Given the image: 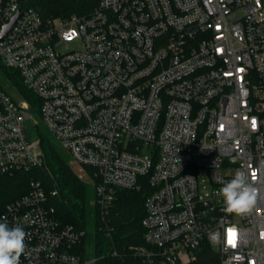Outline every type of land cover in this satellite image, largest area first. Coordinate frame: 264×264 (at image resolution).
<instances>
[{
    "label": "built area",
    "instance_id": "1",
    "mask_svg": "<svg viewBox=\"0 0 264 264\" xmlns=\"http://www.w3.org/2000/svg\"><path fill=\"white\" fill-rule=\"evenodd\" d=\"M0 63L38 97L37 112L0 76V176L42 163L33 118L102 219L117 189L147 183L138 264H188L205 245L215 264H264V0H98L50 18L0 0ZM238 171L260 191L243 216L215 195ZM0 222L27 233L20 264L95 260L90 227L63 223L38 181Z\"/></svg>",
    "mask_w": 264,
    "mask_h": 264
},
{
    "label": "trees",
    "instance_id": "2",
    "mask_svg": "<svg viewBox=\"0 0 264 264\" xmlns=\"http://www.w3.org/2000/svg\"><path fill=\"white\" fill-rule=\"evenodd\" d=\"M24 7H37L44 18L88 14L98 0H20ZM3 83L16 87L27 99L33 110L37 109V95L27 87L21 74L14 68L0 63ZM43 161L29 170L15 171L0 176V212L6 204L27 193L33 181H38L48 193V203L54 207L63 223L90 227L83 249L89 246L88 264H138L131 246L144 244L142 220L146 214L147 183L140 187L119 188L114 202L102 219L98 206L91 203L93 189L80 178L70 164L69 155L54 141L50 132L40 123L37 126ZM54 191H56L54 193ZM216 251L205 245L188 264H215Z\"/></svg>",
    "mask_w": 264,
    "mask_h": 264
},
{
    "label": "clouds",
    "instance_id": "3",
    "mask_svg": "<svg viewBox=\"0 0 264 264\" xmlns=\"http://www.w3.org/2000/svg\"><path fill=\"white\" fill-rule=\"evenodd\" d=\"M215 195L223 198L225 213L243 216L257 207L260 191L247 174L238 171ZM26 236L19 225L9 227L6 222H0V264H20L27 250Z\"/></svg>",
    "mask_w": 264,
    "mask_h": 264
},
{
    "label": "rangeland",
    "instance_id": "4",
    "mask_svg": "<svg viewBox=\"0 0 264 264\" xmlns=\"http://www.w3.org/2000/svg\"><path fill=\"white\" fill-rule=\"evenodd\" d=\"M0 76L2 77V73L0 71ZM9 84V83H8ZM10 90L13 94L20 95L17 88L13 87L10 85ZM21 96V95H20ZM22 97V96H21ZM26 131H27V135L31 138V139H36L37 137H39V133H38V129L37 126L35 125L34 119L33 118H29L26 121ZM71 166L73 167V169L77 170L78 169V165L75 162H70ZM74 170V171H75Z\"/></svg>",
    "mask_w": 264,
    "mask_h": 264
},
{
    "label": "water",
    "instance_id": "5",
    "mask_svg": "<svg viewBox=\"0 0 264 264\" xmlns=\"http://www.w3.org/2000/svg\"><path fill=\"white\" fill-rule=\"evenodd\" d=\"M16 19V18H15ZM12 24V23H11ZM11 24H8L7 26H6V28H5V31H4V34L3 35H5L6 33H7V31H8V29L11 27Z\"/></svg>",
    "mask_w": 264,
    "mask_h": 264
}]
</instances>
